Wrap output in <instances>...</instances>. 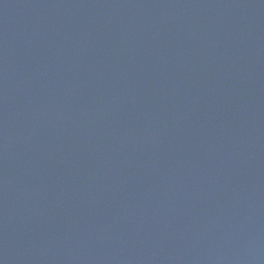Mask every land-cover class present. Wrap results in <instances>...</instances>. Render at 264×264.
Wrapping results in <instances>:
<instances>
[{
	"label": "water",
	"instance_id": "95a60500",
	"mask_svg": "<svg viewBox=\"0 0 264 264\" xmlns=\"http://www.w3.org/2000/svg\"><path fill=\"white\" fill-rule=\"evenodd\" d=\"M0 264H264V0H0Z\"/></svg>",
	"mask_w": 264,
	"mask_h": 264
}]
</instances>
